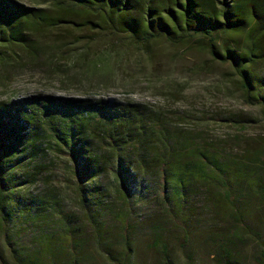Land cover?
<instances>
[{"label":"rangeland","instance_id":"obj_1","mask_svg":"<svg viewBox=\"0 0 264 264\" xmlns=\"http://www.w3.org/2000/svg\"><path fill=\"white\" fill-rule=\"evenodd\" d=\"M19 1L75 23L43 29L26 45L0 46V101L42 93L140 103L166 115L174 127L203 133L230 157L254 162L264 184L263 109L247 102L230 61L214 60L196 41L171 43L159 37L135 42L125 33L97 26L94 15L70 14L66 0ZM230 43L244 45L246 33L231 36ZM35 165L30 171L41 174L28 193L51 198L53 204L42 215L13 216L7 230L0 211V255L7 264L12 258L5 232L40 264H118L110 257L128 264H261L264 259L258 245L264 246V196L259 187L245 189L253 204L247 223L257 234L240 231L225 263L217 239L227 232L226 220L208 202L213 189L199 187L182 215L161 203L151 180H145L151 187L143 198L128 204L106 176L102 183L113 209L101 211L97 230L82 207L66 159L47 152ZM125 210L131 216H125Z\"/></svg>","mask_w":264,"mask_h":264},{"label":"trees","instance_id":"obj_2","mask_svg":"<svg viewBox=\"0 0 264 264\" xmlns=\"http://www.w3.org/2000/svg\"><path fill=\"white\" fill-rule=\"evenodd\" d=\"M66 1L70 14L94 15L99 22L97 25L90 21L91 24L125 33L135 42L159 37L171 43L200 42L214 60L231 62L247 102L262 106L264 113L261 0ZM66 22L74 21L19 0H0V46L26 45L39 31ZM243 33L246 43L232 46L231 36ZM165 116L146 110L140 103L110 98L37 93L0 101V211L2 221H6L1 222L3 230L8 229L7 220L13 221V216L42 215L52 206L51 198L28 193V187L41 174L31 168L51 152L68 162L82 207L97 230L101 211L113 209L106 200L110 196L108 187L102 183L106 176L128 204L143 198L151 187L145 180H151L158 188L161 203L174 213L176 210L175 214L182 211V215L199 187L207 192L213 189L208 202L215 206V214L226 220L227 232L219 234L217 246L227 263L228 252L238 245L240 231L250 236L257 234L247 223L253 204L245 192L246 188L259 187L264 196L256 165L245 158L230 157L203 133L174 127ZM127 213L132 214L129 210L123 212L125 216ZM4 242L12 264H40L37 257L24 255L7 232ZM258 245L264 256V246L260 242ZM110 258L118 264H128ZM0 259L7 262L2 254Z\"/></svg>","mask_w":264,"mask_h":264}]
</instances>
